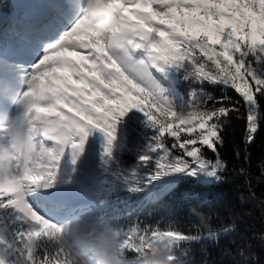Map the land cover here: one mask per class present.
Returning <instances> with one entry per match:
<instances>
[{
  "label": "snow or ice",
  "instance_id": "6c2138e0",
  "mask_svg": "<svg viewBox=\"0 0 264 264\" xmlns=\"http://www.w3.org/2000/svg\"><path fill=\"white\" fill-rule=\"evenodd\" d=\"M82 3L62 0L60 21L30 29L34 62L0 57V79L27 102L24 109L0 98V112L31 121L36 136L33 160L0 166V264H71L67 238L84 221L90 235L114 230L129 256L156 238L169 239L181 256L184 245L203 238L199 226L195 234L172 224L123 227L103 210L60 221L47 209L63 207L59 189L73 182L97 133L103 209L123 202L119 192L139 194L162 179L170 189L222 182L226 124L243 120L250 144L264 120V0H107L119 10L117 28L94 20L90 9L77 18ZM129 152L135 163L126 167L121 156ZM234 228L209 227L207 237Z\"/></svg>",
  "mask_w": 264,
  "mask_h": 264
},
{
  "label": "trees",
  "instance_id": "16d2710c",
  "mask_svg": "<svg viewBox=\"0 0 264 264\" xmlns=\"http://www.w3.org/2000/svg\"><path fill=\"white\" fill-rule=\"evenodd\" d=\"M3 1L1 11L12 9L9 0ZM203 87L215 96L221 95L219 87ZM179 90L187 96L189 85L182 82ZM228 94L239 99L235 91L229 90ZM259 99L264 111V97ZM245 131L243 120L232 118L225 126L224 144L218 146L225 164L222 182L203 184L188 180L170 189L169 182L162 179L139 194L121 191L123 202L115 203L111 211L112 216L119 217L114 225L139 223L141 227L164 229L172 224L191 234L199 226L203 238L182 247L181 264H264V120L250 144L245 142ZM93 138L99 140L98 136ZM206 156L213 161L216 158L211 151ZM121 159L126 167L135 163L130 152ZM98 164L99 156L87 168L105 179ZM190 210L196 215L190 216ZM197 217L203 220L198 221ZM231 225L235 226L233 231L220 233L217 238L207 237L209 227L218 230ZM238 248H243V256Z\"/></svg>",
  "mask_w": 264,
  "mask_h": 264
},
{
  "label": "clouds",
  "instance_id": "9594fccd",
  "mask_svg": "<svg viewBox=\"0 0 264 264\" xmlns=\"http://www.w3.org/2000/svg\"><path fill=\"white\" fill-rule=\"evenodd\" d=\"M86 9H89V0H83L77 18ZM90 10L96 21L109 28H117L121 24L119 10L109 4H92ZM8 99L21 108L27 107L22 92ZM35 148L36 136L31 121L19 114L0 120V166L33 160ZM91 231L90 223L84 221L76 227L75 236L69 234L71 264H181L180 254L167 238L153 239L150 247L132 257L121 247L122 241L114 230L97 231L96 235H90Z\"/></svg>",
  "mask_w": 264,
  "mask_h": 264
},
{
  "label": "rangeland",
  "instance_id": "374dc122",
  "mask_svg": "<svg viewBox=\"0 0 264 264\" xmlns=\"http://www.w3.org/2000/svg\"><path fill=\"white\" fill-rule=\"evenodd\" d=\"M28 2L23 6L22 9H16L12 7V10L1 11L0 10V57H3L7 60L15 61V57H20L26 48H31L33 45V40L26 37V30H30L29 26L25 23L31 18H36V15L32 14L34 11H29L30 8H25L29 5L33 0H27ZM57 1L55 3L61 4V0H53ZM4 3L3 0H0V4ZM105 4V3H104ZM102 4V5H104ZM4 5V4H3ZM81 7V6H80ZM155 7V5H153ZM1 9V8H0ZM80 9L76 11V15H79ZM49 16V15H47ZM60 17L56 19V21H60ZM50 22V21H49ZM24 23V24H23ZM48 24V23H47ZM46 24V25H47ZM25 30V31H24ZM190 30L198 31L199 26L196 24H192L190 26ZM23 40L21 41V39ZM25 40V41H24ZM21 41V42H20ZM16 42V46L15 45ZM20 42L22 45H18ZM27 43V44H25ZM29 43V44H28ZM13 45V46H11ZM29 46V47H28ZM13 49V50H12ZM27 51V50H26ZM11 52V54L6 53ZM14 54H13V53ZM9 54V55H8ZM11 85L10 80L0 79V98L6 100V94L3 88H7ZM2 112H0L1 114ZM13 116V114H12ZM99 137V134H96ZM89 143L91 145V151L89 154L85 155L80 163H79V173L73 178V182L67 184L59 189V193L62 195L63 188L65 190L69 189L72 191L71 197H68L67 201L62 204L63 207L56 210L57 214H68L65 215L64 218L66 221L74 216H78L81 214L89 213V212H97L103 210L110 218H114L115 216L111 215L113 205L109 204L105 208L101 209L98 200L100 199L99 191H100V181L102 179H98V176L93 175L94 172L89 171L85 166H88L89 163L94 158V155H99L100 145L97 141L90 138ZM62 191V192H61ZM59 194V195H60ZM71 202V203H70ZM75 203L73 205H70ZM76 205V206H74ZM115 219H112V223L114 224ZM222 233V232H221ZM220 234V233H219Z\"/></svg>",
  "mask_w": 264,
  "mask_h": 264
},
{
  "label": "bare ground",
  "instance_id": "6f19581e",
  "mask_svg": "<svg viewBox=\"0 0 264 264\" xmlns=\"http://www.w3.org/2000/svg\"><path fill=\"white\" fill-rule=\"evenodd\" d=\"M55 2H57V1H53V0H33L32 2H30L29 5L26 6L25 8H30L29 11H34V12H32V14L36 15L37 19L33 18L34 21H32L30 19L25 24L28 25L30 29H32L33 27H37V26L43 28L47 23H49V21L51 22L54 19L56 20L58 18V13L61 11V7H60L61 4L55 3ZM102 2H103V0H89V9L91 8L92 4H95V5L99 6ZM47 15H49V16H47ZM65 18H67V17H65ZM80 28L81 29H87L88 27L86 25V22H84L80 26ZM25 32H26V37L29 38V39H32V37L35 36V33L31 32L30 30H26ZM22 40H23V38L21 39V41ZM20 42H19L18 45H22L23 44V43L20 44ZM25 44H27V43H25ZM16 45L17 44L15 42L14 46H16ZM11 46H13V45H11ZM33 47H34V45H32L31 48H26L25 51H24V53H26V54H23L22 56L20 55V57H15V61L16 62L23 61L25 64H28L30 62H34L32 60V54H31V50H32ZM6 53L11 54V52H6ZM13 87H14L13 86V82L11 81V85L9 87L3 88V89H5L3 91L6 94V100H8V101H10L8 99L10 96H14ZM12 114L13 113L2 112L0 114V120L7 119V118L11 117ZM62 190H63V192L62 191L61 192L63 194L61 195L59 193L60 194L59 195V200H60L61 204H64L67 201L68 197H71L72 191L69 190V189L65 190V188H63ZM73 204H75V203H72L70 205H73ZM47 210H48L49 214L51 215V218L57 219V220H60V221H64L65 220L64 218H66L65 215L68 214V212H65V214L63 213L61 215L57 214L56 210L52 209L51 206H49V208Z\"/></svg>",
  "mask_w": 264,
  "mask_h": 264
},
{
  "label": "water",
  "instance_id": "95a60500",
  "mask_svg": "<svg viewBox=\"0 0 264 264\" xmlns=\"http://www.w3.org/2000/svg\"><path fill=\"white\" fill-rule=\"evenodd\" d=\"M11 4L15 8H21L27 0H10Z\"/></svg>",
  "mask_w": 264,
  "mask_h": 264
}]
</instances>
